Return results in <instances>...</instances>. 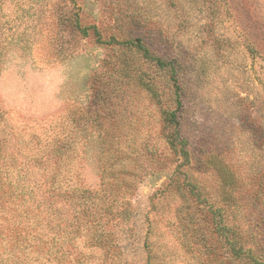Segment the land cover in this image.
I'll return each instance as SVG.
<instances>
[{
  "label": "rangeland",
  "instance_id": "374dc122",
  "mask_svg": "<svg viewBox=\"0 0 264 264\" xmlns=\"http://www.w3.org/2000/svg\"><path fill=\"white\" fill-rule=\"evenodd\" d=\"M69 13L104 35L143 34L157 55L177 63L188 173L215 206H225L247 247L263 249L264 0H0V160L3 174L18 176L16 189L0 193V255L33 243L30 224L52 242L47 264H64L66 250L97 259L100 251L85 248V230L64 227L69 199L62 204L51 196L50 210L37 207L35 187L64 193L78 185L93 207L103 203L106 184L118 179L133 185L126 195L130 219L108 229L122 241L120 264H146L145 241L161 264H194L171 226L173 202L158 201L175 167L159 112L170 101L164 74L140 62L139 73L152 79L157 96L137 80L124 82L115 93L120 100L107 95L117 49L72 34L64 20ZM70 132L63 155L49 151ZM116 143L130 154L127 160H106L103 151ZM135 157L145 167L155 165L136 177ZM210 159L228 166L235 182L227 169L208 165ZM259 253L264 257V249Z\"/></svg>",
  "mask_w": 264,
  "mask_h": 264
},
{
  "label": "trees",
  "instance_id": "16d2710c",
  "mask_svg": "<svg viewBox=\"0 0 264 264\" xmlns=\"http://www.w3.org/2000/svg\"><path fill=\"white\" fill-rule=\"evenodd\" d=\"M69 15L64 20L72 34H76L82 38L90 37L100 47L117 49L118 55L114 61V65L116 64L117 67L112 65L109 69L111 70V75L114 77L113 87L107 92V95L116 96L117 99L115 100H120L118 97L121 92L118 95H115V93L121 90L126 80H137L150 93H153L154 97L157 96L152 79H145L143 74L139 73V69H141L140 62L149 64L164 74L170 90V101L169 104L160 108L159 112L163 128V140L172 155L173 161L171 163H174L175 167L168 178L167 184L159 191L158 201L161 203L166 201L173 202L174 207L171 213L174 219L171 226L178 233L177 238L181 240V244L186 249V252L191 255L194 264H264V257L259 253L264 248L262 249L259 243L255 250L247 247L245 236L243 237L242 235V229L238 225L231 224L232 221H230L229 215H226L228 211H226L225 206H215L208 192L197 184L195 179L188 173L191 163V153L188 150L187 139L181 134L180 112L182 109V90L177 79L179 71L177 63L174 60H167L157 55L146 42L145 35L143 34L137 37L126 36L124 39H120L119 36L114 34L104 35L100 28L94 24L81 25L78 14L69 13ZM103 91L101 95L104 97ZM107 95L106 99H109ZM110 132L111 130L105 131V137L112 138L113 135ZM71 136L72 132L69 135H65L62 140L53 142L55 144L50 145L49 148L51 150L49 149V151H53L54 153L60 150L63 155L66 152V137L70 139ZM60 155L56 156L57 162L54 163L55 169L58 172L62 165V157ZM103 155L106 160L108 157L114 163L120 162L122 158L127 160L130 157L127 151L120 149L119 143H116L114 146L112 144L107 146L103 151ZM131 163L135 165L131 171H133L132 173L136 177L139 176L138 172L142 174L143 172H150L151 168L149 166L153 164L149 162L145 167L139 163L136 157L134 158V162ZM207 164L222 166L220 169L223 172L225 171L224 173H226L227 169L228 172H231V176L227 175V179L230 178L232 179V183L235 182L233 171L229 170L225 164H222V161L215 163L210 159L207 161ZM4 167V163L1 164L0 160V193L2 194L16 189L17 181L14 180H18V176L7 177L3 174L2 169ZM144 168H146V171ZM5 169H7V166ZM60 183L63 184L64 179H61ZM132 187L133 185L129 181L111 179L106 184V191L103 192V195H105V198L102 199L103 203L98 198L100 200L99 203L93 207L88 205L84 197L85 192L83 189H79L78 185L72 187L70 190H63L64 193L58 187L54 190L51 189V191L47 188V192L50 191L49 195L42 185L35 187V192L41 195L37 199V207L43 205V208H49L50 210L51 196L59 198L62 204H64L67 197L69 201L65 205L68 203L72 205L70 206L71 212L69 218L66 220L68 224H64V227L71 228V230H80L77 232L85 230V248L90 250L97 249L101 252V255L97 259L90 261V255H82L81 253L72 254L66 250V256L62 257L64 264L121 263L122 241L116 237V233L112 232V230L109 232L108 229L121 227L124 222L130 219V202L126 199V195ZM40 191H42V194ZM52 191H56V193L53 194ZM92 198L96 200V194ZM84 208L87 210L92 208L93 213H87ZM44 215L47 217L45 213ZM27 228L30 233H33L32 236L30 235L33 243H30L31 245L29 246L25 245L27 247L23 245L9 247L12 249L8 250L5 254L1 253L0 264H33L34 262L47 264L50 261L51 240H41V237L31 230L33 228L30 227V224ZM44 228L49 229L48 223H44ZM62 232L64 233L65 231L63 230ZM21 236L22 241L25 234ZM143 248L147 254L146 264H161L157 251L153 253L150 243L145 241ZM58 249L57 252L63 254V248L59 247ZM257 252L259 255L256 254Z\"/></svg>",
  "mask_w": 264,
  "mask_h": 264
}]
</instances>
